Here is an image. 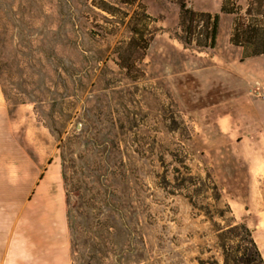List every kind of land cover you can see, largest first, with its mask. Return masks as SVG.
I'll list each match as a JSON object with an SVG mask.
<instances>
[{
	"label": "rangeland",
	"instance_id": "rangeland-1",
	"mask_svg": "<svg viewBox=\"0 0 264 264\" xmlns=\"http://www.w3.org/2000/svg\"><path fill=\"white\" fill-rule=\"evenodd\" d=\"M249 1L235 3L244 13ZM221 3L186 0L219 14L215 47L200 49L181 42L171 0L118 5V17L93 0H0L2 239L48 231L70 264H222L224 223L162 187L185 165L264 243V176L246 168L264 152V55L241 60ZM135 10L152 40L130 75L119 64Z\"/></svg>",
	"mask_w": 264,
	"mask_h": 264
},
{
	"label": "trees",
	"instance_id": "trees-1",
	"mask_svg": "<svg viewBox=\"0 0 264 264\" xmlns=\"http://www.w3.org/2000/svg\"><path fill=\"white\" fill-rule=\"evenodd\" d=\"M179 7L180 28L182 31L181 42L186 45H195L200 49H213L216 45L219 14L199 13L188 8L186 0H171ZM94 6L113 17L127 16L118 5L132 6L139 0H93ZM220 13L233 15V27L230 35V43L242 49L241 60L264 55V0H250L244 13L235 0H222ZM149 16L145 12L135 10L130 16L127 26L131 37L127 44L129 54L120 56L119 66L132 75L135 63L141 60L152 35L149 29ZM63 179L66 182L65 165ZM162 186L169 194L184 195L191 206L201 212L210 222L219 218L224 225L220 226L213 222L216 227L218 247L221 250L222 264H264V260L253 239L251 230L243 223L234 221L229 205L223 202L221 191L213 182L210 175L205 178L193 175L185 165L182 170L175 169L172 180L163 177ZM66 185V184H65ZM70 186V185H69ZM68 187V184H67ZM208 194L214 202V206L204 204L208 200ZM67 203L70 201V193L67 191ZM213 208V210L211 209ZM67 217L70 221L72 211L67 209ZM73 226L69 222V230ZM218 264L200 261V264Z\"/></svg>",
	"mask_w": 264,
	"mask_h": 264
},
{
	"label": "crops",
	"instance_id": "crops-1",
	"mask_svg": "<svg viewBox=\"0 0 264 264\" xmlns=\"http://www.w3.org/2000/svg\"><path fill=\"white\" fill-rule=\"evenodd\" d=\"M3 105L0 89V113ZM219 127L222 129L221 126ZM262 141V139L257 140V145L260 146ZM255 155L246 159L248 181L258 180L264 176V152H257ZM241 161L244 162V160ZM242 165L245 167V163ZM38 231L39 233L33 236L26 232H19L18 226H15L8 230L4 239L0 233V264H70L67 263L65 244L61 246L58 242L50 243L49 232L46 231L47 233L44 234L42 229ZM252 236L264 260V243L256 240L254 235Z\"/></svg>",
	"mask_w": 264,
	"mask_h": 264
}]
</instances>
